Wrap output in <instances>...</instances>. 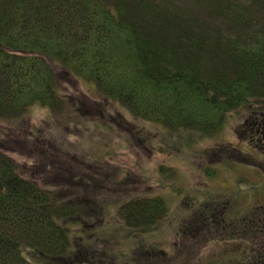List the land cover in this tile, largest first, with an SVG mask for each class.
Here are the masks:
<instances>
[{
    "label": "trees",
    "instance_id": "trees-1",
    "mask_svg": "<svg viewBox=\"0 0 264 264\" xmlns=\"http://www.w3.org/2000/svg\"><path fill=\"white\" fill-rule=\"evenodd\" d=\"M51 62L135 119L195 137L216 134L239 112L264 156V0H0V122L34 105L54 115L89 102L61 92ZM7 151L0 141V264H211L197 255L220 231L234 247L216 264H264V206L239 215L234 203L193 208L185 224L194 236H183L205 241L182 238L197 249L170 257L141 240L167 216L163 198L128 192L111 170L103 181L89 163L82 174L65 170L44 148L45 160L26 172ZM40 169L57 190L38 181Z\"/></svg>",
    "mask_w": 264,
    "mask_h": 264
},
{
    "label": "rangeland",
    "instance_id": "rangeland-1",
    "mask_svg": "<svg viewBox=\"0 0 264 264\" xmlns=\"http://www.w3.org/2000/svg\"><path fill=\"white\" fill-rule=\"evenodd\" d=\"M51 64L61 92L71 98H87L89 102L79 99V104L75 107L71 104L74 108L67 110V114L54 115L50 109L34 105L21 118L0 122V141L7 143V153L26 172L32 167L39 168L45 160L40 155L44 148L49 160L56 158L65 170L67 166H75L82 174L85 172L82 169H87L84 165L89 163L101 169L103 181L106 172L111 170L117 172L118 182L128 181L125 185L128 192L163 198L168 207L167 216L154 233L141 240L157 245L170 257H181V250L197 249L195 244L193 249L190 244H179L182 238L190 243L205 241L202 234L191 240L183 236L192 233L185 221L193 208H202L211 200L220 203L219 209L234 203L233 212L239 215L247 208L264 206V156L255 150L256 130L251 121L247 122V116L244 118L235 111L216 134L195 137L185 129L135 119L119 103L104 102L95 83ZM75 108L79 112L72 114ZM246 155L254 160L252 164L242 161ZM257 160L263 161L261 165ZM40 170L38 181L44 186L51 184L57 190L54 186H59L58 183L48 172ZM124 200L123 197L120 202ZM195 200L198 203L194 204ZM119 225L117 222L116 227L122 234L124 229ZM191 228L202 229L200 225ZM220 232L211 233L212 239L202 250L203 255H197L198 259L216 264L226 249L232 252L231 240L216 237ZM84 239H87L85 235ZM87 244L94 246L95 243ZM77 245L81 246L78 242Z\"/></svg>",
    "mask_w": 264,
    "mask_h": 264
},
{
    "label": "flooded vegetation",
    "instance_id": "flooded-vegetation-1",
    "mask_svg": "<svg viewBox=\"0 0 264 264\" xmlns=\"http://www.w3.org/2000/svg\"><path fill=\"white\" fill-rule=\"evenodd\" d=\"M258 134L261 133L260 131L257 132ZM261 144H264V133L263 135L261 136V139L259 141Z\"/></svg>",
    "mask_w": 264,
    "mask_h": 264
}]
</instances>
